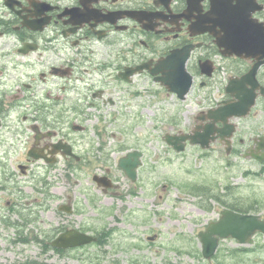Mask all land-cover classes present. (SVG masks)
Instances as JSON below:
<instances>
[{"label":"flooded vegetation","instance_id":"1","mask_svg":"<svg viewBox=\"0 0 264 264\" xmlns=\"http://www.w3.org/2000/svg\"><path fill=\"white\" fill-rule=\"evenodd\" d=\"M259 1L264 3V0ZM237 2L18 0L15 8L1 10L0 146L9 143L8 149L0 150V169L7 175L5 179L27 176L33 182L40 174H50L53 170L76 174L92 170V179L97 173L109 179L111 187L99 186L94 181L108 193L118 181L110 167L101 170L99 166L103 164V154L110 157L111 148H107L103 141L98 144L87 135L88 130L101 122H119L130 119L128 116L135 118L137 112L134 106L143 104L134 97L149 93L155 100L158 99L156 101L163 102L164 91L182 101L163 86V58L187 46H192V50L186 65L194 78L188 96L194 95L196 106L193 125L188 132L198 126L203 131L212 121L207 118V113L234 99L232 91L228 90L231 78L246 75L257 59L225 54L212 32L198 33L199 27L192 31L190 26L212 10L214 12L209 13V19L213 21L221 10H241ZM246 9L256 10L252 18L256 19L264 37V9H258L252 1L247 2ZM256 79L255 104L246 115L229 118L237 124V130L228 154L239 152V156L246 157L248 153L249 159L260 166L256 171H247L261 175L264 174V132L260 131L259 123L264 126V63L259 67ZM140 83L142 88H134ZM247 86L252 87L251 84ZM109 106H116V112H112ZM104 109L106 113L102 114ZM242 123H245L243 129L240 127ZM216 126L223 127L224 122L219 120ZM181 132L185 131L175 133ZM215 144H220L227 153L222 137H218L210 149ZM190 145L188 141L186 147ZM198 147L201 148V144ZM132 150L141 153L137 177L131 179L135 183L141 175L145 150L137 147L127 152ZM13 154L22 156L17 164H13L15 171L9 170L5 163L6 158ZM115 155L118 156L117 152ZM41 170L43 172H39ZM221 183L201 190L196 185L187 187L191 194L203 198L197 203L200 202L204 211H215L213 201L221 205L218 218L231 203L242 201L233 195L230 184L220 186ZM221 187L223 190H220ZM1 191L3 188H0ZM22 196L20 190L19 197ZM2 199L0 195V222H10L16 230L13 234L0 231V264H88L87 261L80 262L82 258L86 259L87 247L105 245L111 238L112 232H92L96 240L89 244L56 246L54 241L73 227L59 222L47 229L41 226L39 229L31 228L30 225H37L39 215L29 206L30 202H26L21 210V198L6 199L9 212L19 213L20 221L16 222L11 219L10 213L3 214ZM259 210L243 213L264 216ZM215 219H210L199 228L197 235ZM74 227L86 231V228ZM156 237V234L148 236L149 240ZM225 240L219 241L214 255L202 264H245L226 263L223 255H240L241 260L252 250L237 247L226 252L221 246ZM90 259L91 264H121L103 263L99 254Z\"/></svg>","mask_w":264,"mask_h":264},{"label":"rangeland","instance_id":"2","mask_svg":"<svg viewBox=\"0 0 264 264\" xmlns=\"http://www.w3.org/2000/svg\"><path fill=\"white\" fill-rule=\"evenodd\" d=\"M5 8L4 0H0V11ZM138 87L142 88L143 84L134 88ZM134 98L143 104L134 106L137 112L135 118L128 116L130 119L126 117L119 122H101L87 133L98 144L103 141L107 148H111L110 157L103 154V164L99 169L110 167L118 181L116 187L105 193L92 179V170L77 174L53 170L50 174H40L30 182L32 178L27 176L6 180L7 175L1 168L3 214L10 213L12 220L20 221L19 213L9 212L5 203L8 198H21L19 209L22 210L24 204L30 202L29 206L39 215L37 225H30L31 228L39 229L41 226L47 229L51 224L60 222L69 227L87 228L90 232H112L107 244L89 245L86 259L82 258L81 263H93L90 257L97 254L102 257L103 263H207L201 254L202 245L197 233L206 222L219 216L222 206L213 201L215 211H204L200 206L203 198L191 194L187 187L215 186L220 182V186L226 183L238 186L235 189H238V195L244 196L245 204L259 202V211L264 213V174L247 171L258 170L260 164L238 154L227 155L220 144H215L210 150L190 145L184 152H177L166 143L163 136L167 132L191 130L196 110L194 95L190 94L186 100L180 101L163 91V102L156 101L158 99L155 100L149 93ZM109 107L116 112V106ZM105 113L104 109L102 114ZM244 124L240 125L242 129ZM259 129L264 132L261 123ZM137 147L144 148L145 156L140 178L133 183L118 166V160L128 150ZM8 148V142L0 146V150ZM21 157L19 154L7 157L5 163L8 169L15 171L13 164H17ZM43 178L46 179L44 183L41 182ZM20 190L22 197H19ZM69 199L74 211H61L59 205ZM197 200L200 202L197 203ZM1 230L13 234L16 226L0 222ZM153 234L157 235L156 239L149 240L148 236ZM231 239L221 245L226 252L237 247L252 251L243 255L241 260L240 255L233 257L226 253L223 255L226 263L264 264L263 233H257L252 244H239Z\"/></svg>","mask_w":264,"mask_h":264},{"label":"water","instance_id":"3","mask_svg":"<svg viewBox=\"0 0 264 264\" xmlns=\"http://www.w3.org/2000/svg\"><path fill=\"white\" fill-rule=\"evenodd\" d=\"M238 8L241 10H221L216 15L215 20L209 19L214 10L206 13L202 19L191 25L194 31L199 27L198 32L210 31L216 36L217 44L222 48L225 54H236L239 56H253L257 59L250 71L241 78H231L228 84V90L232 91L234 99L218 108L210 110L207 118L212 119L201 131V126L191 133L181 135L167 134L166 140L181 151L185 149L186 141L190 139L191 143H200L203 147H209L210 142L217 136L229 139L235 130V125L229 123V117L234 115L247 114L250 107L255 103L257 87L256 74L259 67L264 63V37L260 34V26L257 25L256 19L252 18V13L256 10H248L247 2L252 1L259 9L263 4H258L257 0H237ZM15 0H6L9 7L14 8ZM252 9V8H251ZM212 22V24H208ZM220 27V29H218ZM191 52V46L174 50L166 58H163V85L178 95L179 98L185 99L193 84V75L186 67L187 59ZM251 84L252 87L247 85ZM224 121L223 127H217V121ZM217 133V134H216ZM230 147H228V151ZM70 152V151H69ZM141 153L133 151L122 157L119 166L122 167L127 175L133 179L137 177V167L141 163ZM100 184L106 186L109 182L100 176H95ZM62 209L71 211L68 205L61 206ZM264 233V217L260 214H247L233 211L226 208L222 211L219 220L211 222L208 227L199 233L203 243V254L206 258H211L215 253L220 239L234 237L241 243H253V236L257 232ZM95 237L86 233L72 229L61 234L54 242L58 246H74L89 243Z\"/></svg>","mask_w":264,"mask_h":264},{"label":"trees","instance_id":"4","mask_svg":"<svg viewBox=\"0 0 264 264\" xmlns=\"http://www.w3.org/2000/svg\"><path fill=\"white\" fill-rule=\"evenodd\" d=\"M248 205H244V204H239L238 203H231L229 205V207L233 208V209H236V210H240V211H250V210H256L258 207L255 205V204H250V203H247Z\"/></svg>","mask_w":264,"mask_h":264}]
</instances>
